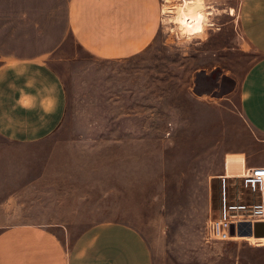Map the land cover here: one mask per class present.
Instances as JSON below:
<instances>
[{"label":"rangeland","instance_id":"obj_1","mask_svg":"<svg viewBox=\"0 0 264 264\" xmlns=\"http://www.w3.org/2000/svg\"><path fill=\"white\" fill-rule=\"evenodd\" d=\"M182 1L161 0V10ZM242 3L194 0V30L161 13L154 42L129 58L96 57L72 39L50 55L67 112L46 140L0 135V225L60 224L73 240L122 221L146 237L154 264H264V237L219 223L225 158L242 155L228 153L264 158L241 109V81L261 57Z\"/></svg>","mask_w":264,"mask_h":264},{"label":"crops","instance_id":"obj_2","mask_svg":"<svg viewBox=\"0 0 264 264\" xmlns=\"http://www.w3.org/2000/svg\"><path fill=\"white\" fill-rule=\"evenodd\" d=\"M163 8L161 0H0V135L32 144L59 129L67 90L46 60L69 39L96 57L129 58L154 42ZM240 18L261 53L241 81V109L264 138V0H243ZM228 154L244 155L245 169L264 164ZM63 229L32 221L0 225V264H154L146 237L127 222H100L73 240Z\"/></svg>","mask_w":264,"mask_h":264},{"label":"built area","instance_id":"obj_3","mask_svg":"<svg viewBox=\"0 0 264 264\" xmlns=\"http://www.w3.org/2000/svg\"><path fill=\"white\" fill-rule=\"evenodd\" d=\"M221 179L220 194L221 208L219 223L227 230L233 224L238 229L244 222L255 224L264 222V165L249 167L239 175H229L227 170L219 176ZM241 179L237 193V182L232 179Z\"/></svg>","mask_w":264,"mask_h":264},{"label":"bare ground","instance_id":"obj_4","mask_svg":"<svg viewBox=\"0 0 264 264\" xmlns=\"http://www.w3.org/2000/svg\"><path fill=\"white\" fill-rule=\"evenodd\" d=\"M194 0H183L181 4L174 7L163 8V15L166 17H173V22L177 28H190L194 30L202 25V18L200 12L193 9ZM174 14V15H173ZM244 155L227 156L225 158V167L232 172H242L245 167ZM217 231V230H216ZM251 237V236H245Z\"/></svg>","mask_w":264,"mask_h":264},{"label":"water","instance_id":"obj_5","mask_svg":"<svg viewBox=\"0 0 264 264\" xmlns=\"http://www.w3.org/2000/svg\"><path fill=\"white\" fill-rule=\"evenodd\" d=\"M259 225H262L263 229L259 230ZM229 233L231 235L238 234L239 236L264 237V222L255 224L254 229L249 222L242 223L238 229L232 224L229 228Z\"/></svg>","mask_w":264,"mask_h":264},{"label":"flooded vegetation","instance_id":"obj_6","mask_svg":"<svg viewBox=\"0 0 264 264\" xmlns=\"http://www.w3.org/2000/svg\"><path fill=\"white\" fill-rule=\"evenodd\" d=\"M258 229H259V230L263 229V226H262V225H259V226H258Z\"/></svg>","mask_w":264,"mask_h":264}]
</instances>
